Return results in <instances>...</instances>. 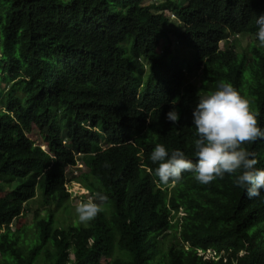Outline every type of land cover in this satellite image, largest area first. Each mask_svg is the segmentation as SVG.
<instances>
[{"label": "trees", "instance_id": "16d2710c", "mask_svg": "<svg viewBox=\"0 0 264 264\" xmlns=\"http://www.w3.org/2000/svg\"><path fill=\"white\" fill-rule=\"evenodd\" d=\"M262 14L264 0H0V264H264V193L247 198L227 174L160 184L148 160L156 143L195 160L190 113L220 81L264 127ZM235 35L247 53L220 48ZM245 146L264 168V139ZM78 161L107 200L62 226Z\"/></svg>", "mask_w": 264, "mask_h": 264}, {"label": "clouds", "instance_id": "9594fccd", "mask_svg": "<svg viewBox=\"0 0 264 264\" xmlns=\"http://www.w3.org/2000/svg\"><path fill=\"white\" fill-rule=\"evenodd\" d=\"M255 35L264 45V14L257 16ZM164 115L172 124L180 118L175 107ZM258 115L230 82H218L214 91L199 96L190 113L195 160L180 148L169 150L161 143H156L149 153L148 160L156 165L153 171L158 182H176L183 172H191L198 183L209 184L227 174L247 198L260 197L264 193V168L256 167L255 153L245 146L264 139V127L259 125ZM106 200V195L94 193L77 203L74 211L79 222L94 219Z\"/></svg>", "mask_w": 264, "mask_h": 264}, {"label": "rangeland", "instance_id": "374dc122", "mask_svg": "<svg viewBox=\"0 0 264 264\" xmlns=\"http://www.w3.org/2000/svg\"><path fill=\"white\" fill-rule=\"evenodd\" d=\"M62 2H66L67 0H60ZM174 4L178 2V0H171ZM170 19L174 22V18L170 16ZM248 43H252L249 37L242 36V35H235L230 37L224 42L220 44V48H231L234 46L236 51L243 52L245 51L247 53V48H251L252 44L247 45ZM257 45V43H256ZM246 46H248L246 48ZM233 48V47H232ZM175 51H178V53H175V55L180 56L181 60L183 61L184 66L191 68V73L189 74L188 80L189 83L200 87L202 82V69L201 67L196 66L195 64L189 63V57L187 56V53H189L188 50L183 49L179 43H175L174 47ZM86 169L84 167V164L80 161L76 163L74 167H71L68 171L67 176L70 178V182L68 183V193L70 195L69 200L66 204V206L58 211L56 213V218L59 220V224L62 226H68V225H78L80 222L77 218V214L75 213L74 209L77 203L86 200L88 196H90V191H83L85 188H83V175H85ZM90 183H93L97 186V184L94 181H89ZM88 182V183H89ZM17 183V182H16ZM39 194L40 191L36 190V198L29 203V212L25 215V225L31 226L33 223V214L35 210L38 207V201H39ZM41 216L44 214L43 211H40ZM12 230L15 229V226L13 225ZM29 233L32 232V229L30 228L28 230ZM28 234V233H27ZM171 241V238L168 237V242Z\"/></svg>", "mask_w": 264, "mask_h": 264}]
</instances>
